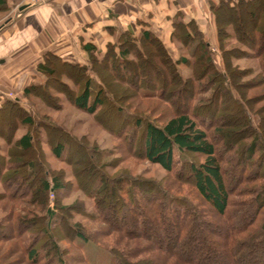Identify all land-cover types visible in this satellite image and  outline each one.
Returning <instances> with one entry per match:
<instances>
[{"label":"trees","instance_id":"16d2710c","mask_svg":"<svg viewBox=\"0 0 264 264\" xmlns=\"http://www.w3.org/2000/svg\"><path fill=\"white\" fill-rule=\"evenodd\" d=\"M10 3L15 5L16 0H0V8L9 10ZM210 5L224 65L222 71L217 68L213 47L205 39L197 21L183 22L176 17L172 22L171 40L188 53L181 55L178 61L174 62L163 42L141 24V27L137 26L141 33H137L136 28H130L119 34L116 42L107 44L104 51L93 43L83 44L82 48L89 56L87 64L67 61L53 53L46 54L38 66V72L44 78L42 83L26 87L20 98H0V127L4 126L3 120L7 117L12 121L7 127L11 129L12 137L19 130L23 131L14 146L19 152H11L10 148L0 146V200L8 198L14 203H32L36 197L44 208L43 218H40L44 223L17 216L15 212L7 228L13 230V234H2L3 230H0L2 240H15L25 263L91 264L77 244L82 241L109 251L115 258V264H168L171 261L175 264H264V184L242 190V186L254 183L256 178L264 181V159L260 162L264 158L263 120L251 111L238 91V85L231 75L229 52L225 50L223 36V26L233 24L232 16L241 17L242 10L264 11V0H219ZM222 12L224 16L226 14L225 19H222ZM252 16L255 17V14ZM256 45L253 39L251 44H245L251 51L239 50L246 57L264 60V40L258 51H254ZM149 46L156 47L158 56H149ZM148 60H166L171 78L163 80L167 85L166 91H152L153 84L146 83L145 86V82L136 76V69L141 70L143 65H149ZM204 61L212 74L211 78L197 75V69ZM179 65L190 69L191 74H182ZM99 68L127 84L131 81L128 79V70L131 69L134 72V84L131 86L142 99L157 97L165 100L164 93L169 96L174 93L170 99H178L179 91H187L188 109L165 116L160 120L162 124L135 114L117 104ZM205 79L206 83L203 82ZM174 82L180 85L181 90H172ZM41 91L59 98L68 96L74 107L87 114L107 113L109 123L115 128L118 126L117 133L109 131L117 135L124 146L130 144L132 151L140 138L139 154H135L134 150L133 155H142L146 161L160 166L175 178L193 183L196 192L210 206L212 214L221 220L213 223L205 219L206 210L189 195L179 196L162 183L146 184L139 178L122 175L118 179L103 180L92 185L88 196L96 210L80 213L91 221L107 224L113 233L126 237L123 239L149 242L147 248L139 244L135 247L140 251L146 250L144 252L149 257L142 263L134 262L138 251L129 247L109 248L94 233L80 228L66 215L70 208L59 205L58 195L66 189L62 177L53 175L46 168L39 151L47 147L57 161L66 164L79 155L103 175L104 170L112 165L111 162L100 165L95 148H90L76 137L69 134L70 139L65 140L62 127L35 119L33 111L22 101L25 99L35 111L34 105L29 103V96L38 95ZM119 94L123 96L124 93L119 91ZM171 101L173 99L169 100L172 105ZM195 101L198 105L193 106ZM223 102L229 103L234 113L242 116L237 123L251 135L249 142H246L248 137L239 140L240 154L233 159L235 173L230 177L226 175L224 160L208 132L216 124L212 120V106ZM110 111H117L116 115L113 117ZM98 124L102 129L106 128L104 121L98 120ZM229 135L228 150L231 152L236 141L235 135ZM33 151L38 154L36 158L32 156ZM99 154L110 156L113 152L102 151ZM17 158L27 159L25 170L21 174L16 173L17 176H7V171L13 168ZM249 171L250 176L246 175ZM89 182L84 181V184L88 185ZM77 188H80L79 184ZM20 190L24 191L18 194ZM50 194L55 196L54 206H49L47 201ZM234 197L240 198V202H236ZM107 209L112 211L106 216ZM21 210L23 214L27 213L25 208ZM59 229L65 230L72 248L77 252L75 260L66 256L60 244ZM199 231H208L209 236L196 237L195 233ZM210 243H215V248H208Z\"/></svg>","mask_w":264,"mask_h":264},{"label":"rangeland","instance_id":"374dc122","mask_svg":"<svg viewBox=\"0 0 264 264\" xmlns=\"http://www.w3.org/2000/svg\"><path fill=\"white\" fill-rule=\"evenodd\" d=\"M29 2L30 0H16L15 5H13L12 3L9 4V10L0 8V20H2L6 16L13 17V19L15 20L18 16H20V9L29 6ZM218 2L219 0L217 1V3ZM210 4L211 3H209L211 9ZM251 11L247 12L246 10H242L241 17H238L237 15L232 16L233 24L230 26H223V36L225 39L224 42L226 44L225 50L229 52L228 60L230 64L231 75L233 77V80H235L236 84L238 85V91L241 94L243 101L248 105L251 111L263 120L264 126V66L262 67V62L264 63V60H260L254 56L246 57L239 50L242 49L251 51V49L245 47V44H251L252 40L254 39L257 44L254 51H258V47L264 40V11H262L261 9H255L254 11ZM252 14H255V17H253ZM221 16L222 19H225L226 14L224 16V13L222 12ZM213 19L215 22L214 14ZM113 30V33H115V38L113 41L116 42L117 36L121 34V30L120 28L117 29L116 27H114L110 31ZM215 32L217 35L216 26ZM175 43L177 45L176 48L178 49L173 48V50H170L172 54L175 55H171L173 59L177 58L178 56L180 57L183 54H188L183 50V47L180 44H178L177 42ZM105 48L106 46H102L100 50L104 51ZM147 51L149 56H158L156 54H159L156 47L153 46L147 47ZM177 52L178 55H176ZM212 52L216 59L214 61L217 68L221 71L224 70L223 61L220 57L221 52L218 47V41L215 45V48H212ZM82 60L87 64L89 60L88 54L86 58ZM74 61L76 60H73V62ZM148 61L149 65H143L142 68H140L141 70L136 69V76L139 80L145 82V86L146 83L153 84V88H151L152 91L154 90L160 93L167 88V85L163 82V80L171 79L170 74H168L167 72L166 60ZM175 61L178 60H174V62ZM179 68L180 72L185 76L191 74L190 69H188L187 67L185 68V66L179 65ZM101 69L102 68L98 69L99 73L112 93L115 95L117 104L119 106H123L124 108L135 114L148 117V119L155 121L158 124H162L160 123V120L165 116H172L175 111H186L188 109L187 102L189 103V101L187 99L188 96L186 95L187 91H179L181 90V87L178 83H173L172 90L175 92L179 91V98H172V106L169 100H172L170 98L174 95V93H171L170 96L169 94L164 93L163 96L165 100H163V98L161 100V98L157 97L148 99L140 98L137 95V92L134 91L131 86L132 84H134V72L131 69L130 71L128 70V79L131 80L128 84L116 80L109 72L104 70L101 71ZM199 74L203 77L207 75L208 78H211L212 76L205 61L203 62L202 66L198 67L197 69V75ZM43 80L44 78H41L38 83H42ZM203 82L206 83L207 80ZM51 84L52 86L54 85L53 83ZM119 91L124 93L123 96L119 94ZM29 98L31 100L29 103L34 105L36 109L35 111L33 110V106L28 104L25 99L22 102L28 109L33 111V113L35 114V119L45 120L46 122L49 121L62 127L64 130L63 138L65 140L70 139V135H72L84 144L90 146V148H95V154L97 153L96 156L99 158L100 165L103 166L104 164L111 162L112 167L106 168L104 170L105 174L103 175L94 166L90 167L83 158L79 157V155L74 156L71 161L66 164L57 161L47 147H44L43 150L39 151L41 162L46 165V168L53 175L62 177L65 184V191L61 192L58 195L59 205L61 207L70 208L69 212H67V214H64L68 215L71 221L78 224L80 228L84 229L87 232L94 233L96 236H98L101 242L107 247L120 249L129 247V249L138 251L139 253L137 254L134 262L142 263L143 260L149 257V255L144 252L146 250L140 251L135 248L137 244L144 247L149 246V242L141 240L137 242L128 238L127 240L123 239L126 237H124L120 233H113L112 229L109 228L107 224L91 221L83 217V215H81L80 213L96 210L93 202L89 199L88 196L89 189L92 185L97 184L98 182H104L103 180L118 179L122 175H130L133 178H139L140 181H144L146 184H151L154 182L162 183L165 187L179 196L189 195L192 199L198 202L201 207L204 208V210H206L205 219L210 220L213 223L221 220L219 217H215L212 214L213 211L211 210L210 206H208L196 192L193 183L179 180L163 170L160 166L153 165L146 161L144 157H142V155H135L139 154L140 151V138L136 142L137 145H135L134 149H132V151L135 150L136 152L133 155L132 151L130 150V144H126L124 146V144L121 143V141L118 139L117 135L115 136L109 131L112 130L117 133L118 126L115 128L112 124L109 123V115L107 113L103 115L87 114L74 107L70 97L62 96L59 98L56 96H50L46 92L43 93V91H41L38 95L29 96ZM61 98H64V100L61 101ZM196 105H198L197 101L194 102L193 106ZM104 111L105 110H103V112ZM110 112L114 117L117 111ZM211 114L213 116L212 120H214L216 124L212 129H210V131H208L211 136L210 139L218 147L219 155L221 156V159L224 160L226 175L230 177L233 176L231 174L235 173L234 166L232 164L233 159L238 154H240V139L248 137V140L246 142H249L251 140V135L246 128H242L241 125L237 123V121L240 120L242 116H238L237 114H235L233 111V107H230L229 103L226 104L225 102H223L221 104L212 106ZM98 120L104 121L106 127L105 129L101 128V126L98 124ZM3 121H5L4 126L0 127V146L10 148L11 152H19L14 146L16 144V141L23 135V131L19 130L15 134V137H12L11 129L7 128L12 123L11 118L5 117ZM117 125H119V122ZM229 133L235 135L234 139L236 141L235 145L233 146L234 151L232 150L231 152H229L230 149L228 150V139L230 136ZM244 143L245 141L243 142V144ZM102 151H112L113 154L110 156H102L99 154V152ZM32 156L33 158H36L38 156L37 152L33 151ZM191 156L198 160L196 156ZM263 159L264 158L260 160L261 163ZM28 160L30 159L28 158ZM15 163L16 164L13 166V168L7 171V176H9L10 174L16 175V173H23L28 164L27 159L25 158H17L15 159ZM263 165L264 162L262 163V166ZM263 172L264 170L262 171V173ZM246 175L250 176V171L247 172ZM88 180L90 181L89 184L85 185L84 181ZM78 184L80 188H77ZM263 184L264 181L262 179L256 178L254 183H247L244 185V187L242 186V190L257 185L261 186ZM23 191L24 190L18 191V194L22 193ZM33 192H35V189ZM47 201L49 203V206H54V194H50ZM235 201L240 202V198H235ZM22 208H25V211L27 212L26 214H23L21 212ZM43 211L44 208L39 205L36 197L32 203H14L8 198H2V200H0V230H3L2 234H13V230L7 228L8 226H10L9 223H11L10 221L13 218L12 213L15 212L17 216L36 220L38 221V223L42 224L45 222L44 220L40 219L41 217L43 218ZM111 211L112 209H107V211H105V215H109ZM58 234L61 240L60 244L66 251L65 254L67 253L66 256H71L72 259L75 260L77 252L72 248L69 238L67 234H65V230L59 229ZM195 235L196 237H202L209 236V233L208 231L206 233L205 231H203L202 233L201 231H199L198 233H195ZM77 244L82 248L85 256L91 262V264H115V258L109 251L104 250L103 248L93 243L78 241ZM208 248H215V243H210L208 245ZM224 259L229 260L227 258ZM24 261V255L19 250L15 240L9 241L2 240V238H0V264H3V262L5 264H27ZM159 263L160 262H155V264ZM168 264H175V262L171 261V263Z\"/></svg>","mask_w":264,"mask_h":264},{"label":"crops","instance_id":"0c3cea01","mask_svg":"<svg viewBox=\"0 0 264 264\" xmlns=\"http://www.w3.org/2000/svg\"><path fill=\"white\" fill-rule=\"evenodd\" d=\"M217 1L49 0L27 6L15 20L8 16L0 20V98H20L26 87L38 83V66L48 53L84 63L83 44L90 42L101 49L113 43L115 29H110L114 27L121 33L130 28L141 33L143 24L175 56L170 51L178 49L171 40L173 20H195L215 48L217 35L209 3Z\"/></svg>","mask_w":264,"mask_h":264},{"label":"built area","instance_id":"2783aa9c","mask_svg":"<svg viewBox=\"0 0 264 264\" xmlns=\"http://www.w3.org/2000/svg\"><path fill=\"white\" fill-rule=\"evenodd\" d=\"M49 0H30L29 6H37L47 3Z\"/></svg>","mask_w":264,"mask_h":264},{"label":"water","instance_id":"95a60500","mask_svg":"<svg viewBox=\"0 0 264 264\" xmlns=\"http://www.w3.org/2000/svg\"><path fill=\"white\" fill-rule=\"evenodd\" d=\"M25 9V7L21 8L20 11H23Z\"/></svg>","mask_w":264,"mask_h":264}]
</instances>
